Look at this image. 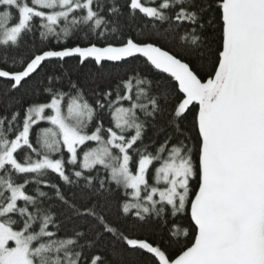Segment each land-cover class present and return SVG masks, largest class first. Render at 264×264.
I'll list each match as a JSON object with an SVG mask.
<instances>
[{
    "label": "snow or ice",
    "instance_id": "6c2138e0",
    "mask_svg": "<svg viewBox=\"0 0 264 264\" xmlns=\"http://www.w3.org/2000/svg\"><path fill=\"white\" fill-rule=\"evenodd\" d=\"M0 264H264V0H0Z\"/></svg>",
    "mask_w": 264,
    "mask_h": 264
}]
</instances>
